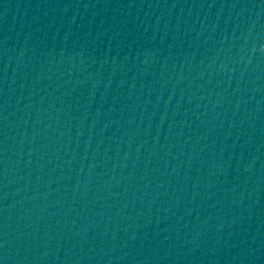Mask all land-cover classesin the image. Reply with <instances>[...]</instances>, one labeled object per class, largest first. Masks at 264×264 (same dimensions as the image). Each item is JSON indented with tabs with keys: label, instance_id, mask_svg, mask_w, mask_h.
<instances>
[{
	"label": "water",
	"instance_id": "95a60500",
	"mask_svg": "<svg viewBox=\"0 0 264 264\" xmlns=\"http://www.w3.org/2000/svg\"><path fill=\"white\" fill-rule=\"evenodd\" d=\"M0 264H264V0H0Z\"/></svg>",
	"mask_w": 264,
	"mask_h": 264
}]
</instances>
